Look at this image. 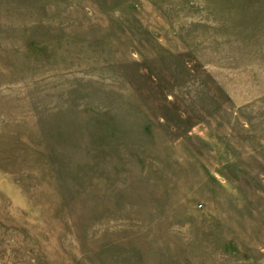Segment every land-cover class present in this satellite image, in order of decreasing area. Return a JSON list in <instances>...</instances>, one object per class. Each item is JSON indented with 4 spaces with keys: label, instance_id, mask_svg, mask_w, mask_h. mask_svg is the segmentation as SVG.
<instances>
[{
    "label": "rangeland",
    "instance_id": "374dc122",
    "mask_svg": "<svg viewBox=\"0 0 264 264\" xmlns=\"http://www.w3.org/2000/svg\"><path fill=\"white\" fill-rule=\"evenodd\" d=\"M0 264H264V0H0Z\"/></svg>",
    "mask_w": 264,
    "mask_h": 264
},
{
    "label": "bare ground",
    "instance_id": "6f19581e",
    "mask_svg": "<svg viewBox=\"0 0 264 264\" xmlns=\"http://www.w3.org/2000/svg\"><path fill=\"white\" fill-rule=\"evenodd\" d=\"M4 202L6 203V198H5V201Z\"/></svg>",
    "mask_w": 264,
    "mask_h": 264
}]
</instances>
